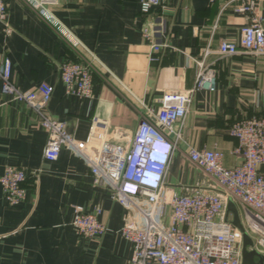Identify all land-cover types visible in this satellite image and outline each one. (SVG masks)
I'll use <instances>...</instances> for the list:
<instances>
[{
    "label": "crops",
    "instance_id": "obj_1",
    "mask_svg": "<svg viewBox=\"0 0 264 264\" xmlns=\"http://www.w3.org/2000/svg\"><path fill=\"white\" fill-rule=\"evenodd\" d=\"M8 2L13 32L6 35L0 21V60L11 59L12 82L22 90L40 82L54 86L47 112L65 121L75 139L88 138L99 118L108 124V140L128 146L166 92L195 86L197 60L209 49L206 63L216 72L217 88L193 93L186 117L176 126L181 139L167 181L179 189L214 185L191 162L190 147L221 149L227 166L241 161L232 152L229 127L245 116H264V54L217 51L223 39L238 41L247 22L245 13L234 10V0H162L148 14L141 12L139 0H58L50 6L53 23L23 0ZM257 12L264 18V0ZM149 20L163 23L157 39L164 46L157 52L142 34ZM60 28L76 46L61 38ZM81 53L96 60L92 98L68 95L60 78V63L77 60ZM153 53L157 60L150 59ZM1 90L0 79V176L7 164L24 168L29 196L10 206L0 182V264H129L133 246L120 228L131 212L111 198L67 145L59 158L46 159L48 132L38 113L8 100ZM76 206L102 208L100 219L108 226L102 237L77 234L72 224Z\"/></svg>",
    "mask_w": 264,
    "mask_h": 264
},
{
    "label": "built area",
    "instance_id": "obj_2",
    "mask_svg": "<svg viewBox=\"0 0 264 264\" xmlns=\"http://www.w3.org/2000/svg\"><path fill=\"white\" fill-rule=\"evenodd\" d=\"M23 1L39 16L54 22L50 6L56 5L58 0ZM234 2V10L245 13L247 22L241 27L238 41L223 39L217 51L222 55L239 52L263 55L264 18L257 12L259 0ZM161 3L162 0H139L144 14ZM8 13V0H0V21L6 35L13 32ZM162 26L161 20H149L143 27V37L153 52L164 46L157 39ZM59 35L65 42L76 46L64 28L59 29ZM209 53L210 50L206 49L197 60L195 86L186 92H166L160 106L143 118L128 146L108 140V124L99 118L94 119L88 138L75 139L68 132L65 121L47 112L54 86L40 82L30 90H22L12 82L11 59L4 57L0 60L2 94L10 101L24 102L32 107L48 132L45 158L56 160L63 146L67 145L84 159L95 181L108 188L111 198L131 212L120 228V233L133 246L129 264H243L244 232L232 222V213L227 212L229 200H234L244 215L242 225L253 240V247L249 249L264 255V116H245L229 127V133L235 139L232 152L241 157L239 163L227 166L225 153L219 148L190 147L188 156L191 162L211 178L213 186H182L179 189L167 181L169 164L181 139L180 129L176 126L186 117L193 93L199 89L215 91L217 88L216 72L206 63ZM150 59L157 60L158 57L153 53ZM96 70L95 58L82 53L77 60L61 62L59 73L66 93L92 98ZM150 130L169 139L174 150L166 166H157L158 180L144 181L149 184L146 185L141 183L144 169L140 165L146 166V159L142 158L144 145L140 142L144 140L141 136H146ZM136 147L138 155L135 154ZM26 180L24 168L13 164L5 166L0 182L10 206H18L27 200ZM101 213L100 206L91 210L76 206L72 224L77 234L86 238L102 237L108 226L100 219ZM132 213L138 218L134 219Z\"/></svg>",
    "mask_w": 264,
    "mask_h": 264
},
{
    "label": "clouds",
    "instance_id": "obj_3",
    "mask_svg": "<svg viewBox=\"0 0 264 264\" xmlns=\"http://www.w3.org/2000/svg\"><path fill=\"white\" fill-rule=\"evenodd\" d=\"M141 138L144 139L140 142L144 145L142 158L146 159V166L140 165L144 169L142 171L144 178L141 183L149 185L144 181L158 180L160 173L157 166H166L172 157L174 149L169 139L155 131L150 130L146 136H141ZM135 154L138 155V147L135 149ZM140 161L144 162L143 160Z\"/></svg>",
    "mask_w": 264,
    "mask_h": 264
},
{
    "label": "water",
    "instance_id": "obj_4",
    "mask_svg": "<svg viewBox=\"0 0 264 264\" xmlns=\"http://www.w3.org/2000/svg\"><path fill=\"white\" fill-rule=\"evenodd\" d=\"M227 212L233 213L232 222L244 232L243 264H264V255L260 254L255 249H248V246H253V241L245 232L244 227L239 219L237 206L232 200H229L227 204Z\"/></svg>",
    "mask_w": 264,
    "mask_h": 264
},
{
    "label": "rangeland",
    "instance_id": "obj_5",
    "mask_svg": "<svg viewBox=\"0 0 264 264\" xmlns=\"http://www.w3.org/2000/svg\"><path fill=\"white\" fill-rule=\"evenodd\" d=\"M233 202H234V200H232ZM238 215H239V219H240V221H241V223H244V215H243V213H242V211H240V210H238ZM232 218H233V213H232ZM249 236H250V238H251V235H250V233H248V232H246ZM253 241V240H252ZM253 246H248V249L249 248H252Z\"/></svg>",
    "mask_w": 264,
    "mask_h": 264
}]
</instances>
